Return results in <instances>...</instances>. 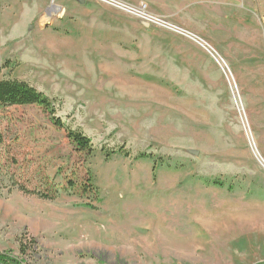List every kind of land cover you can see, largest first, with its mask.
Here are the masks:
<instances>
[{"label":"rangeland","instance_id":"obj_1","mask_svg":"<svg viewBox=\"0 0 264 264\" xmlns=\"http://www.w3.org/2000/svg\"><path fill=\"white\" fill-rule=\"evenodd\" d=\"M119 1L206 41L232 88L190 40L95 1L44 0L15 40L0 27V79L54 101L93 147L76 151L38 106L0 108V253L24 243L31 264L264 262V0ZM28 3L0 0V15ZM120 147L131 157L104 152Z\"/></svg>","mask_w":264,"mask_h":264},{"label":"trees","instance_id":"obj_2","mask_svg":"<svg viewBox=\"0 0 264 264\" xmlns=\"http://www.w3.org/2000/svg\"><path fill=\"white\" fill-rule=\"evenodd\" d=\"M26 106H38L45 113L49 114L53 126L59 130H65L67 138L72 144V147L78 151L87 154H91L93 151L92 143L81 129H72L68 125H65L61 119L57 116L58 109L54 101L50 100L43 93L31 86L25 81L17 79H0V108L1 107H26ZM107 156L121 155L130 158L131 155L124 148L104 149ZM139 158H151L146 155H140ZM88 192L97 194V188L91 183L87 185ZM25 193H29L26 189H21ZM36 194V193H33ZM89 207V205H86ZM91 207V206H90ZM32 246H35L34 241H31ZM24 243L20 244V256H15L11 252L0 253V264H31L26 258L27 249Z\"/></svg>","mask_w":264,"mask_h":264},{"label":"built area","instance_id":"obj_3","mask_svg":"<svg viewBox=\"0 0 264 264\" xmlns=\"http://www.w3.org/2000/svg\"><path fill=\"white\" fill-rule=\"evenodd\" d=\"M85 1H95L98 3L105 4L111 8L117 9L121 12L127 13L132 17H135L149 25H155L158 27H162L168 29L170 31H174L177 34L185 37L186 39L190 40L194 44H196L199 48L203 49L210 58L219 66V68L224 72L228 81L233 78L232 73L226 63V61L202 38L198 37L197 35L177 27L163 17L157 16L153 14L145 2H139L136 5L124 3L119 0H85ZM261 163L264 165V159L260 156Z\"/></svg>","mask_w":264,"mask_h":264},{"label":"crops","instance_id":"obj_4","mask_svg":"<svg viewBox=\"0 0 264 264\" xmlns=\"http://www.w3.org/2000/svg\"><path fill=\"white\" fill-rule=\"evenodd\" d=\"M136 4L137 3L134 5ZM43 6L44 0H29L28 4H24V6L21 4L18 10H9V12L4 13V15H0V27L6 32H12V38L15 40L17 38L13 33L14 29L20 26L26 30L28 25L32 23L37 16H41ZM6 38L5 36L3 44L7 42L8 39ZM258 264H264V262Z\"/></svg>","mask_w":264,"mask_h":264},{"label":"bare ground","instance_id":"obj_5","mask_svg":"<svg viewBox=\"0 0 264 264\" xmlns=\"http://www.w3.org/2000/svg\"><path fill=\"white\" fill-rule=\"evenodd\" d=\"M61 13L63 12V11H60ZM230 87L232 88V84H231V80H230ZM239 110H240V108H239ZM240 113H243V112H241V110H240ZM244 123H246V122H244ZM245 131H246V134H247V136H248V138H249V140H250V143H251V145H252V147H253V149H254V146H255V144H254V139H253V137H252V134H251V132L249 131V129H248V126L245 124ZM256 154V153H255Z\"/></svg>","mask_w":264,"mask_h":264},{"label":"water","instance_id":"obj_6","mask_svg":"<svg viewBox=\"0 0 264 264\" xmlns=\"http://www.w3.org/2000/svg\"><path fill=\"white\" fill-rule=\"evenodd\" d=\"M85 0H83V2H84ZM193 154H195V155H197V153H193Z\"/></svg>","mask_w":264,"mask_h":264}]
</instances>
